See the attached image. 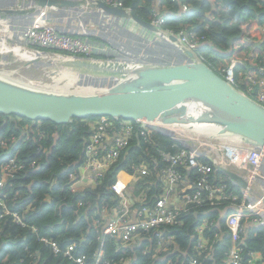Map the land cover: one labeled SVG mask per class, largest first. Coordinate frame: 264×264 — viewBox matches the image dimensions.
Instances as JSON below:
<instances>
[{
	"label": "trees",
	"instance_id": "16d2710c",
	"mask_svg": "<svg viewBox=\"0 0 264 264\" xmlns=\"http://www.w3.org/2000/svg\"><path fill=\"white\" fill-rule=\"evenodd\" d=\"M110 1L122 3V7L131 9V12L149 22H153L157 11H160L165 18L162 31L176 35L185 32L193 40L199 41L203 45L201 53L214 70L228 66L232 59L243 60L237 57L239 52L235 51L236 46H240L241 50L253 48L255 59H245L244 63L237 65L236 79L239 90L251 97L254 94L253 98H256L259 81L253 82L252 78H264V36L258 29L264 28V0ZM182 3L189 4L192 10L181 12ZM96 20L89 19L91 22ZM7 24L10 23L0 18L1 41L14 36ZM4 32L9 37H2ZM86 40L98 44L97 54H92L91 58L117 59L113 53H107L106 49L105 53H99L104 45L109 46L102 37L90 36ZM63 53L69 55L67 51ZM103 118L90 117L75 119L68 124H57L0 113V181L6 157L15 155L20 166L14 177L6 181L9 187L5 201L7 207L0 205V264H36L35 259L40 257L36 258L37 251L42 249H45L43 259L51 256L50 243L40 242L36 234L45 236L41 239L47 238L57 243L62 250L71 244L76 245L77 251L86 254L89 263L94 264L100 252V230L95 225L100 222L98 218L101 209L114 205L113 198L122 200L123 196L112 190L120 175L133 177V192L144 195L146 204L155 206L165 189L168 163L164 160V153L175 154L182 148L169 135L156 130H151L152 133L147 137L133 136L130 147L121 152L99 184L72 189L70 174L79 173L86 143L93 133V127ZM120 128L121 125H118L116 130ZM2 139L8 140L5 146L1 145ZM16 140L20 142L15 145ZM10 151L13 152L9 154ZM141 167H147L149 173H143ZM180 172L183 173L182 170ZM186 175L176 185L180 191L190 190L201 176L197 170L186 171ZM214 178L216 175L211 173L210 181ZM226 184L228 191L237 192L229 181ZM226 207H230L228 202L220 207L211 206L209 201L203 205L191 204L189 211L182 213L180 224L144 233L142 245L135 249L127 247L117 251L115 242L107 237L104 261L118 264L124 261L123 257L133 255L132 264H154L153 254L158 241L165 234L172 236L174 241L163 247V256L172 251L176 253L169 259L172 263L166 261L155 264H192L194 259L197 264H228L226 260H229L233 250L231 237L229 233L225 234L223 239L226 243H218L220 234L215 226L219 211ZM13 212L20 215L25 226L14 220ZM207 218L214 221L204 231L208 244L206 248L198 249L196 227ZM248 221L250 219H243L242 224ZM220 223L223 225L224 219ZM250 224L240 234L239 242L244 240L239 245L242 248V264H249L251 253L254 252L263 258L255 264H264V226L255 228ZM150 239L153 241L148 245ZM2 240H5L6 246H3ZM49 264L74 263L63 253H54Z\"/></svg>",
	"mask_w": 264,
	"mask_h": 264
},
{
	"label": "built area",
	"instance_id": "2783aa9c",
	"mask_svg": "<svg viewBox=\"0 0 264 264\" xmlns=\"http://www.w3.org/2000/svg\"><path fill=\"white\" fill-rule=\"evenodd\" d=\"M83 1L86 2V4H91L98 0ZM102 1L112 6L122 7V3L120 2H112L110 0ZM181 7L184 13L192 10L191 6L187 3H182ZM42 10L48 11L50 9L44 8ZM128 10L131 11L129 8ZM100 13L102 12L100 11ZM104 17L110 20V17L105 15ZM152 23L161 29L162 25L165 24L164 14L157 11L156 18ZM109 27H112V25ZM170 35L178 37L186 48L192 50L197 55L199 61L206 63L212 68L207 62L206 57L200 51L202 44L199 41L193 40L185 32H181L177 35L174 33H162L163 38H166L168 41H170ZM25 37L29 38V41L32 42L30 43L27 40L29 46L32 48H36L34 46L41 48L38 49V51L31 52L41 55H48V53L51 52L53 53L49 54L51 56L57 55L68 58L83 56L93 59L91 58L92 54H97L98 44L95 45L94 43L88 42L82 34L74 36V34L59 32L53 24L42 27L41 25H32L28 32L25 31L23 33L22 40H24ZM44 49L49 50V52ZM63 51H67L69 55L64 54ZM58 52L61 54H58ZM99 53H105V49L101 48ZM239 64V60L232 59L228 66H221L217 70L215 69V71L237 87L236 67ZM255 78H257V76ZM255 78H252L253 82H257ZM258 85L259 88L257 89V96L255 99L264 105V79L259 81ZM118 125H121V128L117 131L116 128ZM151 130L169 135L173 142L179 143L182 146L175 154L164 153V160L168 163V168L165 171V189L153 207L146 204L145 197L142 195V198H140V209L138 210V215L141 217L140 220L132 223L128 221V217H118L105 229L104 234L112 236L121 235L125 242L132 244L137 235V231L141 230L147 233L152 229H158L163 226L178 225L181 223L180 217L182 213L189 211V205H203L206 201H209L211 206L216 207H220V205L226 202H228L230 206H235L236 211L228 215L226 224L229 229L234 231L235 237L239 240L240 234L244 229V225L242 224L243 219H250L252 224L264 226V218L262 217V213L264 212V195L256 202H252L249 200L250 189H248V193L243 194L242 200L237 192H230L227 189V180L223 176L225 170L237 172L243 171L245 166H249L248 169H250L251 173L249 181L253 182L254 179L258 177L260 166L264 160L263 148L249 145L236 136L219 135L215 137V135H211V133H216L214 130H191L184 127H171L147 122L124 121L122 119L104 117L93 127V133L86 143L85 156L80 167L81 172L90 176V183L92 185L99 184L106 176L109 168L118 160L121 152L130 147L133 136L147 137V135L152 133ZM1 141L4 142L6 140L2 139ZM244 153L246 154L245 163L240 160L241 155ZM2 166L3 168L1 171L3 172V176L6 175L8 180L14 177L16 170L20 168V166L18 167L15 155H9ZM140 170L143 173H149L147 167H141ZM180 170H182L183 173H181ZM193 170L198 171L201 175L200 178L193 183L190 190H178L176 185L184 177H187V175L185 176L186 171L192 172ZM79 173L72 172L70 174V182L73 190L80 186L81 180L84 178V176ZM211 173L216 175V178H214L212 182L210 181ZM3 176L1 182L6 183L7 179L4 180ZM129 184L134 186L135 180L131 181ZM116 191L123 196L121 200L123 204L130 203L127 195L118 191L117 188ZM240 201L241 203H239ZM0 204L6 206L2 199H0ZM125 209L124 215H130L128 207H125ZM209 214L208 212L207 215ZM13 216L17 223L22 226L26 225L22 222L18 213H14ZM213 222L214 221L207 218L202 221L203 224L196 227L199 236L196 248H206L208 239L204 237V231L208 225H212ZM99 225L100 222L98 223V226ZM42 240L46 243H50L54 253H63L64 256L74 264H90L86 254L77 252L76 245L71 244L66 247L65 250H62L57 243L51 242L47 238H43ZM173 241L174 239L172 236L163 234L158 241V248L165 247L166 244L171 245ZM242 243H244V240ZM261 260H263L262 256L254 252L251 253L249 264H255L257 261ZM101 263L110 264L107 261ZM242 263V248L238 246L232 250L228 264ZM94 264H100L98 259H96ZM192 264H197V260H192Z\"/></svg>",
	"mask_w": 264,
	"mask_h": 264
},
{
	"label": "water",
	"instance_id": "95a60500",
	"mask_svg": "<svg viewBox=\"0 0 264 264\" xmlns=\"http://www.w3.org/2000/svg\"><path fill=\"white\" fill-rule=\"evenodd\" d=\"M30 1L40 9L94 8L110 18L133 20L144 29L159 32V27L152 22L102 0L91 4L83 0ZM22 10L5 12H24ZM169 39L184 46L175 35H170ZM185 49L190 62L175 65L61 57L63 68L107 80L109 85L100 91H49L0 76V113L57 124L108 117L191 130H214L218 135L236 136L264 149V105L199 61L192 50ZM43 60L36 58L33 62ZM225 173L239 179L232 171L225 170Z\"/></svg>",
	"mask_w": 264,
	"mask_h": 264
},
{
	"label": "crops",
	"instance_id": "0c3cea01",
	"mask_svg": "<svg viewBox=\"0 0 264 264\" xmlns=\"http://www.w3.org/2000/svg\"><path fill=\"white\" fill-rule=\"evenodd\" d=\"M21 8L24 10V12H12V13H6L5 10H15ZM79 8H65V9H50L52 11L48 12V14L45 16L41 21L36 22L37 25L42 26H48V25H55L57 30L62 33H71L76 34L80 33L83 35L84 29H92L96 30L97 27H99L98 19L94 22L89 21V17H87L84 26H81V21L78 17V13L81 14L83 10H80ZM85 8V7H84ZM82 9V8H81ZM94 9V8H91ZM22 10V11H23ZM40 11V8L36 7V5L31 2L30 0H0V17L3 16L6 23H10L7 25H10L11 31L14 33L13 39H19V35L23 32V29H25V25H30L33 21V19L38 16ZM181 12H183L181 8ZM98 16H103V12L100 13L99 10L95 9V12ZM3 14V15H2ZM111 20H113L115 23L112 27L113 29H118V35L113 36L108 31L104 33L105 35H102V32H99L100 35H96L93 33H90V35L85 36H95V37H102V39L109 45H104V49H106L107 53H115L117 55H113L119 60H122L124 62H129L133 64H155V65H175V64H182L190 62V58L186 54V47L182 46L179 42H166L165 39L162 36V29L159 28L158 33L151 32L147 29L142 28L140 25L135 23L133 20H119L117 18L112 17ZM261 35L264 36V28H258ZM97 33V31H95ZM106 36V37H104ZM110 38H107L109 37ZM152 37V38H151ZM160 37V38H159ZM155 38V40H154ZM162 38V39H161ZM12 39V38H11ZM152 39V41H150ZM12 45L9 44L8 40H0V51L2 49H6L8 51L14 52L17 56H20L21 58L26 59V61L34 60L36 58H42L41 54H35L33 52H29L27 50L19 49V48H13ZM122 48V49H120ZM119 49V50H118ZM235 51H238L239 54H237V57L239 59L240 64L242 62L244 63L245 59L254 58L255 59V53L253 48L247 49V50H241L240 46H236ZM38 55V56H36ZM111 55V54H110ZM132 57V58H131ZM60 56H55L54 59H59ZM125 59V60H124ZM15 145L18 144L20 141L16 140L14 141ZM13 152V151H12ZM11 151L9 154L12 153ZM9 157V156H8ZM6 157V159L8 158ZM246 154H242L240 157V160L245 163ZM6 159L3 161V163L6 161ZM243 164V163H242ZM244 165V164H243ZM249 166H245L243 171H237L234 172L238 176V180L232 179L228 174L224 171V177L226 178L227 182L229 181L232 186L236 189L237 193L240 194V199H243V194L248 193V189H250L249 193V200L252 202H256L260 197L264 195V160L262 161V164L260 166V173L258 174V177L254 179L253 182L249 181V177L251 175L250 169H248ZM230 171V170H229ZM84 178H82L80 186L79 187H89L92 184L90 183V176L87 174L81 172ZM133 177H127L120 175L118 177V182H116L113 185L112 190L117 193L116 188L118 191H121L130 200V203L123 204L122 201L118 200L117 198H113L112 201L115 202L114 205L110 207H106L100 210V216L99 221L100 225H95L96 228H99L100 232L98 235V239H100V243H98V248L100 249V252L98 255H96V259H98L99 263H104V257H105V251H104V245L106 238L112 239L116 244V250L120 251L122 248L127 247H133V249L139 247L143 243V239L145 238L144 233L145 231H137V235L133 241L132 244H129L123 240L121 235L118 236H112L104 234V231L108 226L114 222L118 217L122 218H129V222L135 223L138 220L141 219L138 215V210L140 209V203L142 195L135 194L133 192L134 187L131 186L129 183L131 181H134ZM240 180V181H239ZM115 193V194H116ZM117 195V194H116ZM144 197V195H143ZM118 201V202H116ZM264 205V203H263ZM125 207H128L130 215H124V211L126 210ZM233 211H236L235 206L226 207L225 209H221L218 214V220L215 223V226H217V232L220 234L218 237V243H226L224 241L225 234L230 235L231 242L233 243V249L238 247L240 244H242V241L235 237V233L233 230L229 229L226 224V218L230 213ZM14 213V212H13ZM262 217L264 218V212L262 213ZM220 219V220H219ZM224 219V224L222 225L220 222ZM248 223V224H247ZM247 223H243L244 229L247 228V226L250 224L252 227L259 228L262 227L260 225H254L252 224V221H248ZM38 239L40 242L43 240L42 237H45L44 235H39ZM47 237V236H46ZM153 240L150 239L148 242V245ZM3 246H6L5 240H2ZM47 245V244H46ZM147 245V248H148ZM12 246V245H9ZM51 247V246H50ZM152 246L150 245V249ZM51 249V256L54 255V251ZM79 251V250H78ZM77 251V252H78ZM163 247H160L156 249L155 253L153 254L154 257V264L158 262H168L172 263V260H169L176 252L172 251L171 253H168L167 255L163 256ZM36 258L40 256L37 260L35 259L36 264H49V259H51V256H48L47 258L43 259V255L45 253V249L38 250L37 251ZM79 253V252H78ZM81 253V252H80ZM166 254V253H164ZM58 256V255H56ZM135 257V256H134ZM133 255L128 257H123L124 261L118 262V264H132V261L134 258ZM96 261V260H95ZM229 262V260H226ZM166 262V263H167Z\"/></svg>",
	"mask_w": 264,
	"mask_h": 264
},
{
	"label": "rangeland",
	"instance_id": "374dc122",
	"mask_svg": "<svg viewBox=\"0 0 264 264\" xmlns=\"http://www.w3.org/2000/svg\"><path fill=\"white\" fill-rule=\"evenodd\" d=\"M81 8L80 10H83L82 13L81 14L78 13V17L81 21V26H84L87 17H89V19L97 18L98 19L97 23L99 24V27H97L96 30H92L88 28L84 29L83 37L90 35V33L100 35L99 32H102V35H105L104 33H106L107 31L113 36H117L119 34L118 29L112 28L115 27L113 26L115 22L111 20V18L109 20L108 18H105L104 15L98 16L96 13L93 14V12H95V9H91L88 7L86 8L81 7ZM41 10L42 9H40L38 16H36L33 19L30 25H25V29H23L21 36L25 31L26 32L29 31L34 21H36L39 18H42L43 15ZM50 11L52 10H48V12ZM0 18L4 19L3 16H1ZM111 25L112 27H109ZM95 31H97V33ZM67 34H71V33H67ZM78 35L80 34H74V36H78ZM1 36L9 37V34L4 32L3 34H1ZM107 38H110V36ZM27 40L29 41V38L26 37L24 40H19V39L17 40L16 38L13 39V37L12 39L10 38L8 39L9 44L12 45L11 47L13 48H20L23 50H27L29 52L38 51V49L29 46ZM150 41H152V39H150ZM47 52H49V50H47ZM49 54H53V53L49 52L48 55H45L43 61L33 62V60L26 61V59L17 56L14 52L8 51L6 49H2L0 51V76L9 78L14 82H18L26 86H31L49 91L69 92V93L100 91V90H104V88H106V86L109 85L107 80L106 81L105 79L103 80L102 77L90 78L75 71H71L63 68L62 61L59 59H54ZM58 54L61 53L58 52ZM112 55H117V54L113 53ZM97 59L103 60L101 58H97ZM113 60L121 61L124 63V61L119 59H113ZM257 79L256 81H262L264 78L257 77ZM251 95L255 97L254 94ZM211 135H215V137L219 136L217 133H211ZM5 142L6 141L4 142L1 141V145L5 146ZM3 179L4 180L7 179V176L4 175ZM8 189L9 187H7V184L2 183L0 181V199L4 200V202L8 198V194H7Z\"/></svg>",
	"mask_w": 264,
	"mask_h": 264
},
{
	"label": "bare ground",
	"instance_id": "6f19581e",
	"mask_svg": "<svg viewBox=\"0 0 264 264\" xmlns=\"http://www.w3.org/2000/svg\"><path fill=\"white\" fill-rule=\"evenodd\" d=\"M18 9H21V8H18ZM45 12H46V10H42V18H40V19H37L34 23H33V25H37L36 24V22H38V21H41L43 18H44V15H45ZM44 13V14H43ZM19 38H22V36L21 35H19ZM165 41L166 42H169L166 38H165ZM37 54V53H36ZM36 56H38V55H36ZM55 56H57V55H52L51 57H55ZM45 57V55H42V58H44ZM60 60H61V58H60Z\"/></svg>",
	"mask_w": 264,
	"mask_h": 264
}]
</instances>
